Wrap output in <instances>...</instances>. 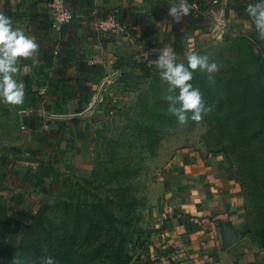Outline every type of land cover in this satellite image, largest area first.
Here are the masks:
<instances>
[{
	"label": "rangeland",
	"instance_id": "rangeland-1",
	"mask_svg": "<svg viewBox=\"0 0 264 264\" xmlns=\"http://www.w3.org/2000/svg\"><path fill=\"white\" fill-rule=\"evenodd\" d=\"M100 1L104 2L96 5L97 11L107 9L115 14L110 3ZM148 1L150 7L143 13L138 33H135V25L128 24L130 42L122 40L123 44H117L111 32L100 33L94 26L97 35L102 37L100 41L105 37V41L113 42V52L108 51L107 44L100 51L98 41L89 43L82 36L80 48L84 60L76 71L84 93L76 94V99L61 112H55L50 98L43 101L25 97L20 106L6 104L0 98V242L15 224L18 234L12 237L11 243L18 241L27 230L34 211L40 206H51L55 201L67 199L72 192L84 189L95 192L100 187L101 196L112 195L113 185L98 186L96 183H106L104 171L111 173L124 165L137 171L129 177L139 217L136 226L149 239L148 233H158L155 227L159 229L165 221L162 219H166L164 211L170 214L175 201L190 197L195 188L194 174L199 171L197 163L210 165L213 161H222L215 158L217 154L211 153L215 148L205 139L208 126L204 119L200 122L189 119L184 125L177 119L172 124H156L158 140L153 153L146 146L142 129L148 119L144 115V105L154 101L150 87L154 85V75L161 76L147 56L151 49L170 48L173 41L172 18L162 11L160 0ZM166 1L168 4L173 2ZM238 1L241 5L238 14L229 7V0H218L216 5L205 9L210 19L209 27L185 34L183 53L177 56L176 62L184 63L187 54L195 52L207 56L209 62H216L218 72L225 65L235 63L236 58L225 50L231 41L243 37L252 45L253 24L245 9L256 0ZM33 4V0H29V5ZM221 9L223 24L218 25ZM87 24L83 22V31ZM18 25L29 32L25 22ZM216 25L222 28L220 36H215ZM78 34H83L82 29ZM41 47L45 52L49 50L48 44ZM254 51H257L256 47ZM108 54L111 60L107 58ZM121 57L139 64V68L119 69L116 61ZM31 61L27 60L24 65ZM49 71L44 68L41 77ZM103 81L105 87L100 89ZM33 87L39 95L45 93L37 82ZM78 101L83 105V111L74 114ZM46 106L54 112H46ZM74 118L80 122H70ZM229 173L234 177L231 169ZM93 187L97 189L93 190ZM18 194L22 195L20 205H16ZM46 218L51 227L58 226L61 220L57 212ZM249 222L245 216L244 224H251Z\"/></svg>",
	"mask_w": 264,
	"mask_h": 264
},
{
	"label": "trees",
	"instance_id": "trees-1",
	"mask_svg": "<svg viewBox=\"0 0 264 264\" xmlns=\"http://www.w3.org/2000/svg\"><path fill=\"white\" fill-rule=\"evenodd\" d=\"M52 1L34 0L35 5H47ZM62 1L78 18L62 25L57 35L50 39L52 47L44 53V59L52 68V76L43 96L33 89L29 77L21 79L26 98L43 101L50 98L55 112H61L64 106L76 99V94L84 93L76 71L84 60L81 38L83 36L89 43L102 38L94 30V24L111 14L107 9L97 11L95 0ZM159 2L162 11L168 12L176 0L172 4L166 0ZM188 3L196 7L192 8L190 15L182 18L180 23L171 21L173 41L170 48L176 56L183 53L185 34L209 27L210 19L204 10L213 7L212 0H188ZM228 4L236 14L239 13L241 5L238 0H229ZM9 11L11 9L6 4L2 14ZM36 11L30 18L48 25L44 13L39 9ZM91 14L90 18L85 17ZM83 22H88L84 31ZM46 25L43 26L45 29ZM80 29L83 32L81 36L78 35ZM250 38L252 45L246 37L235 39L228 45L225 52L236 58L235 63L225 65L211 81L207 73L196 71L191 83L199 89L205 106L211 109L203 115L208 126L205 139L215 148L211 153L225 156L242 193L245 216L248 221L250 219L251 224L245 225L246 231L264 248V42L258 39L254 25ZM255 47L257 51H254ZM116 65L119 69L139 68V64L122 57L117 59ZM71 69L74 75L69 74ZM153 80L150 90L154 93V101L144 105L148 123L142 129L151 153L158 140L156 124H172L176 119L168 112L169 104L165 97L170 93L167 83L157 74ZM171 94L178 95V92ZM45 110L54 112L49 106ZM82 111L83 105L78 101L74 114ZM190 116L191 113L189 119ZM70 122L78 124L80 121L74 118ZM104 172L107 173L106 183L96 184L113 185L112 195L101 196L100 187H93V190L97 189L95 192L82 187L83 191L72 192L67 199L55 201L51 206H40L18 241L11 243L12 237L18 234L17 224L2 236L5 248L0 251V264H12L14 257H18L20 264H39L47 256L57 260L58 264H131L137 260L138 252L146 244L143 230L136 226L139 217L129 180L137 171L124 165L111 173ZM17 199L16 205H20L22 195L18 194ZM53 212L61 217L56 227L47 224L46 216Z\"/></svg>",
	"mask_w": 264,
	"mask_h": 264
},
{
	"label": "crops",
	"instance_id": "crops-1",
	"mask_svg": "<svg viewBox=\"0 0 264 264\" xmlns=\"http://www.w3.org/2000/svg\"><path fill=\"white\" fill-rule=\"evenodd\" d=\"M105 1L110 3L121 23L127 26L135 25V33L137 28H140L143 13L150 7L148 0ZM102 2L104 1L95 0L96 5H101ZM6 4L11 11L6 12L5 16L12 20L13 27L33 37L39 44V50L30 63L24 65L27 60H20L18 64L20 71L16 79L22 82L21 79L27 76L33 84L37 82L45 91L49 77L52 76V68L45 61V50L41 46L46 47L48 44L50 50L52 47L50 39L58 33L51 28L46 4L35 5L34 2L30 6L29 0H0V13L4 11ZM37 9L48 18V25L30 18V15L37 13ZM21 21L28 27V33L24 31V27L18 25ZM45 25L46 29L43 27ZM111 34L117 44H123L122 40L131 41L128 36L130 33L117 34L119 37L115 33ZM96 44L100 51L102 46L107 44L108 51L113 52V42L105 41V37ZM107 58L111 60V55L108 54ZM44 68L50 71L42 78ZM96 69L99 71V68ZM73 72L71 69L69 74L72 75ZM104 87L105 81L101 83L100 89ZM215 158H221L222 161L214 159L218 163L208 162L210 165L197 163L200 172L194 174L195 188L191 190L190 197H186L185 201L183 199L175 201L170 214L164 211L166 219L164 217L162 219L165 221L160 224L159 229L155 227L158 233H148L151 235L150 238L146 239V244L138 252L139 258L131 264H264V248L260 247L258 241L246 231L244 201L239 186L230 175L229 167L224 164V155L217 154ZM222 225L238 231L242 236L241 240L230 247H224Z\"/></svg>",
	"mask_w": 264,
	"mask_h": 264
},
{
	"label": "clouds",
	"instance_id": "clouds-1",
	"mask_svg": "<svg viewBox=\"0 0 264 264\" xmlns=\"http://www.w3.org/2000/svg\"><path fill=\"white\" fill-rule=\"evenodd\" d=\"M194 5L188 0H176L169 7L168 15L174 22L180 23L182 18L190 15ZM255 27L258 39L264 42V0H256L249 3L245 9ZM39 50L36 40L26 35L22 30L14 28L12 20L0 13V98L6 104L12 106L23 105L25 100V88L22 82H18L15 76L19 73L20 60H32ZM157 58L153 62L159 70L161 79L167 83L168 92L165 97L168 101V112L176 117L180 125H184L190 119L200 122L203 115L211 111L205 106L198 88H194L191 81L196 71L207 73L211 81L219 65L209 62L207 56H201L195 52L186 56L185 63H177V56L172 48H162L156 52ZM178 92V95L171 93ZM12 264H20L18 257H14ZM39 264H58L54 258L43 257Z\"/></svg>",
	"mask_w": 264,
	"mask_h": 264
},
{
	"label": "built area",
	"instance_id": "built-area-1",
	"mask_svg": "<svg viewBox=\"0 0 264 264\" xmlns=\"http://www.w3.org/2000/svg\"><path fill=\"white\" fill-rule=\"evenodd\" d=\"M218 0H212V5H216ZM195 5L193 9H195ZM47 12L51 19V28L53 31L58 32L60 27L65 24H69L73 19L77 18L72 11L63 3L62 0H53L51 3L47 4ZM220 19L217 20L218 25L223 24V9L219 11ZM97 31L100 33H114L125 35L128 26L121 23L115 14H110L105 20L96 22L94 24ZM215 36H220L222 34V28L216 25L214 30ZM125 38H127L125 36ZM160 49H151L148 54V62L152 64L156 58V52ZM151 60V61H150ZM154 64V63H153ZM117 74V73H115Z\"/></svg>",
	"mask_w": 264,
	"mask_h": 264
},
{
	"label": "water",
	"instance_id": "water-1",
	"mask_svg": "<svg viewBox=\"0 0 264 264\" xmlns=\"http://www.w3.org/2000/svg\"><path fill=\"white\" fill-rule=\"evenodd\" d=\"M221 234L224 247H230L241 240V234L232 229H227L225 225L221 226ZM5 248V244L0 242V251Z\"/></svg>",
	"mask_w": 264,
	"mask_h": 264
}]
</instances>
